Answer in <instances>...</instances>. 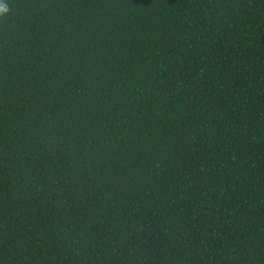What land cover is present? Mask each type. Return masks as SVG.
<instances>
[{"label": "trees", "instance_id": "trees-1", "mask_svg": "<svg viewBox=\"0 0 264 264\" xmlns=\"http://www.w3.org/2000/svg\"><path fill=\"white\" fill-rule=\"evenodd\" d=\"M0 264H264V0H0Z\"/></svg>", "mask_w": 264, "mask_h": 264}, {"label": "clouds", "instance_id": "clouds-1", "mask_svg": "<svg viewBox=\"0 0 264 264\" xmlns=\"http://www.w3.org/2000/svg\"><path fill=\"white\" fill-rule=\"evenodd\" d=\"M7 12V6H0V13H6Z\"/></svg>", "mask_w": 264, "mask_h": 264}]
</instances>
